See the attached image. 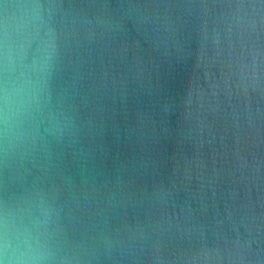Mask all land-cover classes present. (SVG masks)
<instances>
[{
    "label": "water",
    "instance_id": "95a60500",
    "mask_svg": "<svg viewBox=\"0 0 264 264\" xmlns=\"http://www.w3.org/2000/svg\"><path fill=\"white\" fill-rule=\"evenodd\" d=\"M24 4L54 47L18 58L0 209L48 213L54 264H264V0H0V25Z\"/></svg>",
    "mask_w": 264,
    "mask_h": 264
},
{
    "label": "clouds",
    "instance_id": "9594fccd",
    "mask_svg": "<svg viewBox=\"0 0 264 264\" xmlns=\"http://www.w3.org/2000/svg\"><path fill=\"white\" fill-rule=\"evenodd\" d=\"M22 15L11 26L5 18L0 25V121L10 127L28 107L32 97L31 83L23 72L17 75L18 58L26 46L40 34L39 46L50 55L53 30L45 20V9L39 4L20 6ZM15 35H12V33ZM49 216L33 217L18 207L0 209V264H54L56 251L48 229Z\"/></svg>",
    "mask_w": 264,
    "mask_h": 264
}]
</instances>
